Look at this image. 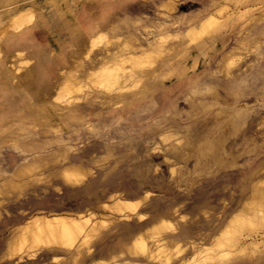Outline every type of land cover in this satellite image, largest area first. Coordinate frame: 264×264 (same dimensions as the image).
I'll return each mask as SVG.
<instances>
[{
	"label": "rangeland",
	"instance_id": "374dc122",
	"mask_svg": "<svg viewBox=\"0 0 264 264\" xmlns=\"http://www.w3.org/2000/svg\"><path fill=\"white\" fill-rule=\"evenodd\" d=\"M76 5L78 9L72 11L77 16V20L78 15L84 12L93 18L94 14L99 12L98 8L103 6L107 8L108 17L95 27L99 29L108 25V34L113 42L107 46L106 41L100 43L94 51L90 52V59L98 58L106 52L111 55L117 50L124 51L127 48L122 41L125 35L134 39L135 43H145L146 39L160 40L161 36L166 34L165 41L162 43V52L159 55L154 54L155 64L166 61L172 56L170 62L174 64V67L186 65L187 74L182 69V75L179 76L178 67L174 71L167 68L160 69L157 80L165 82V86L160 88V91H165L162 99L159 95V99L148 101L137 110L128 113L122 124L105 118L104 115L110 110L112 104L107 102L105 96L96 94L87 95L79 102L72 103L71 109L81 117L76 120L70 118L65 109H59L51 95L54 86L62 80L61 68L75 70L67 73V79H72L74 75L79 76V79L83 78L85 69H82L78 63L84 58L82 50L96 28L91 29V32L85 29V35L81 39L69 40L71 36H74L73 23L68 25L65 22L63 9L58 7L49 23L31 24L4 40V52L0 55V72L2 73H0V91H2L0 92V111H3L0 112V127L5 128L0 132V143H2L0 144L2 152H0V185L4 179L3 176L12 175L23 163L33 162L36 159L40 168L36 171L37 178L28 179L24 193L22 192L21 195L16 196V190L0 194V199L2 196L5 198L0 205V264H79L74 261L75 256L72 250L45 252L38 249L33 260L25 259L28 257L27 252H23V258L19 262H16L15 256L8 259L5 251L8 238L6 236L10 235L16 224L24 222L30 214L41 207L58 211L57 208L62 206L58 212L87 208L102 211L97 208L96 203L104 199L110 191L115 190L127 192L126 194L130 192L128 195L129 197L133 195L132 199L140 197L144 191L149 190L148 197L137 209L145 214L146 220L158 214V216H166L176 209V231L182 235L178 238L182 242L191 238L208 244L230 214L242 206L244 197L246 199L250 192L249 179H264V0H77ZM170 6L172 9H169ZM220 6L223 8L220 15L221 21L216 29L208 33L211 36L215 34L214 37H207L208 34L202 37L208 41H214L218 34H227L228 40L223 49L206 48L205 51H209L207 56H200L197 62H193L195 51L191 55L184 52L189 37L182 32H179L177 36L170 34L173 27L157 28L158 23L165 17L163 12L173 16H183L186 19L204 7H206L205 13H209ZM88 8L92 9L90 13L86 11ZM240 12L244 13L237 18ZM90 17H86L80 23L85 25ZM242 23L245 24L243 27ZM135 37L139 39L136 40ZM239 38L242 39L237 42ZM57 40H62V46L59 48L53 47ZM234 45L238 47L235 64L229 66L226 65L227 62H224L225 64L220 62L222 54ZM52 47L53 52L63 61H66L69 52L73 56H79L77 66L75 68H72L70 64L60 66V60L51 51ZM16 49L21 50L22 55L10 57ZM6 64L8 70L4 68ZM226 66L229 68L227 69ZM123 70L124 75L134 71L128 65ZM193 75L198 76L187 84L188 78ZM168 95L171 97L169 101H167ZM145 97L146 94L140 95L132 103L120 108L134 106ZM36 112H45L50 121L59 125V132L53 130L48 122L45 127L39 125L33 127L32 120ZM18 124L25 126V129H19ZM169 131L173 133V136L163 141L160 133H169ZM13 139L16 143L12 141ZM26 141H29V144ZM32 141H34L33 144ZM64 143L67 146L70 144L68 154L70 160L84 165L87 163L86 166L92 167L95 171L93 178L73 188H66L57 174L59 169L57 167L62 161L60 147H63ZM90 145L95 148H89ZM156 145H159V150H154ZM119 147L122 149L118 150ZM94 153L97 154L96 157ZM170 166L175 168L173 174L170 172ZM57 185L62 191L57 190ZM207 197L208 200H206ZM4 209L9 212V215ZM23 211H27V214ZM114 224L109 225L110 228L108 227L96 239L94 238L95 241L92 240L90 243L92 259L86 257L88 259H84L85 262L109 258L118 255L120 250H125L130 241L131 231L139 224V221L135 216L128 219V222L122 219L116 220ZM122 227L125 228L122 229ZM170 234L173 233L170 232ZM105 238L107 240H103ZM98 242L99 244H96ZM102 242L106 252L101 246L99 247ZM96 247L101 248L102 251L97 250ZM190 253L191 249L186 248L183 255ZM52 255H59L60 258L58 261L52 260ZM128 257L130 258L129 254H123L117 258L124 260L129 259ZM256 257V254L234 253L229 259L207 264H264V257H261V260H257ZM45 258L48 261H44Z\"/></svg>",
	"mask_w": 264,
	"mask_h": 264
},
{
	"label": "bare ground",
	"instance_id": "6f19581e",
	"mask_svg": "<svg viewBox=\"0 0 264 264\" xmlns=\"http://www.w3.org/2000/svg\"><path fill=\"white\" fill-rule=\"evenodd\" d=\"M173 1H175V0H173ZM76 3H77V0H0V55L2 54V52H4V40L6 38H8L11 34H14L18 31L22 30L23 28L28 27L31 24H34L35 21H37V20H47L48 18L52 17L55 14V9H57L58 7H61L63 9L62 12H66L68 10H76L77 9ZM166 6H168V4H166ZM98 9H99V12H102V13H104L107 10V8L104 6L101 8H98ZM169 9H172V7L170 6ZM222 9L223 8L220 6L219 8L217 7L215 10H213L209 13H206V14H203V13H201V11H198L197 13L195 12L196 13L195 15H193V16L191 15V17H188L186 19L183 16L182 17L176 16L177 22H175V23L177 24V26H180V27L177 29V31H175L174 30L175 29L174 23H173L172 24L173 28L172 27L171 28L173 29L174 32L171 31L170 34L177 36V34L179 32H182L185 36L189 37V41L187 42V44L184 47V52H187V53H189V55H191L195 51L193 62H197V59L200 56H202V57L207 56V53L209 51H207V50L205 51L206 48L209 50H215L216 48H218V49L220 48L218 46V43H214V45L212 46V44L207 42L205 40V38H203L202 36L204 34H208L211 30L216 29V26L219 25V23L221 21L220 20L221 11H223ZM246 11H244V12H246ZM244 12H240V14L238 13L237 18L239 16H242ZM162 14H165V16H167L170 13H166V12L164 13L163 12ZM162 14H161V16H162ZM255 19H259V18H255ZM99 22L100 21L97 20L96 26H97V24H99ZM100 24H101V22H100ZM182 24H184V25H182ZM243 24L244 23L241 24L242 27H243ZM108 28H109L108 25H106L102 28H99V29L96 28L95 31L90 34V37L86 43V47L82 50L83 57L86 60L84 58H82V59H80V61H79L80 63L78 64L82 67V69L83 68L85 69V71L83 73L84 74L83 78L79 79V76L74 75L72 79H67L66 78L67 73L70 71L74 72L75 70L74 69H61L62 80L54 86V91H53L51 97L56 102L59 109H65L67 111V113H70L73 117L78 118L79 115H77L73 111V109H71L72 103L79 102L83 97H85L87 95H90V94L103 95L107 98V102H110L114 107H122V106L124 107L127 104L132 103V101H134L136 98H138V96L140 94L144 93L145 91L155 92L158 88L160 89L165 84V82L157 80V77H158L157 73L160 69H166L167 68V69H170V71H174V70H177L176 68L178 67V69H179L178 75L179 76L182 75V72H183L182 69H184V72L187 74L186 65H184L183 67H179V65H177V67L176 66L174 67V64L170 62L172 60V58H171L172 56L166 61H162L159 64H155L154 54L159 55L162 52V45H163L162 43L165 41L166 34L161 36L160 40L146 39L147 42H145V43L144 42L135 43L134 39L129 38L127 35H125V38H123L122 41H123V43H125L127 48L124 49V51L119 50V53L116 56L109 57L104 62L96 63V64H94L95 66H90L91 63H93V61H94V58L90 59L91 57H89L90 52H92L103 41L110 42V43L113 42L112 37L108 34ZM160 28L161 29L167 28V25L165 23H162ZM214 35L213 36L209 35L207 37L213 38ZM135 38H136V40L139 39L138 37H135ZM241 39L242 38H239L236 41L239 42ZM127 42H128V45H127ZM53 47L59 48L58 44H54ZM223 47L221 49H223ZM237 48L238 47L236 45H234V46H231L228 50H226L222 54V56L220 58V62H223V63L227 62L226 65H229V66H230V64H235V60L237 59V54H236ZM14 52L15 53L10 57H13V56L17 57V56L22 55V53H23L21 50H17V49ZM68 58L69 57L66 58V61H68V64H70V66H71L73 64V62H75V61L77 62L79 56L71 55V58L69 60H68ZM16 60H17V58H16ZM19 60H20V58H19ZM203 60H205V58ZM20 61H22V60H20ZM12 64H14V63H12ZM126 65H128L129 67H132L134 69L133 73H130L129 75H124L123 68ZM7 66H8L7 64L4 66V68H6L5 70H8ZM229 66H226L227 69L229 68ZM20 67H22V66H20ZM31 70H32V67H31ZM9 75H10V73L8 74V76ZM36 76H38V75H36ZM31 78H33V77H31ZM39 78H40V76H39ZM11 79H13L12 76H11ZM40 79H42V78H40ZM0 92H2V91H0ZM47 96H49V95H47ZM13 103H11V104H13ZM6 106H7V104H6ZM3 116H5V115H3ZM32 121H33V123H32L33 127H34V125H39V126L45 127L46 123L48 122L51 125V127L53 128V130H57V131L59 130V128H58L59 125H56L53 121H50V119H48V115L45 114V112H39V113L36 112L34 114V119ZM10 122H12V121H10ZM20 125H19V129L24 130L25 126L23 127L22 125L21 126ZM172 129H174V128H172ZM4 130H5V128H3V126L0 127V132H2ZM175 132H176V130H175ZM180 132L182 133V131H180ZM156 135H157V133H156ZM229 135H231V134H229ZM10 136H12V135H10ZM68 136L69 135L67 134V138H69ZM105 136H107V135H105ZM172 136H173V133H171L170 131H169V133H160V137L163 141L170 139ZM9 138H11V137H9ZM14 138H16V137H14ZM17 139L18 138H16V140ZM153 139H151L152 143H153ZM16 140L13 139L12 141H14L16 143ZM33 142L34 141H32V144H33ZM44 142H45V140H44ZM69 142H70V140H69ZM4 143H6V142H4ZM24 143H25V141H24ZM0 144H2V143H0ZM46 144H48V143H46ZM155 144H156V142H155ZM20 145H18V146H20ZM69 145L67 146L66 143H64L63 147H60L61 145H59L60 152H61L60 154L62 156V161H61V165L59 167H57V168H59L57 174H58V176H60L59 178H61V181H62L63 185L66 186V188L67 187L73 188L75 186L82 184L84 181L90 180L91 178H93L95 176V174H94L95 171H93L92 167L86 166L87 163H86V165H84L82 163H77V162L70 160V158H69L70 156H68L69 150H70ZM159 145H160V142H159ZM159 145H156V147H154V150H156V149L159 150V147H158ZM95 146H97V145H95ZM125 146H127V145H125ZM55 147H56V145H55ZM90 147H93V149L95 148L94 146H91V145L89 146V148ZM23 149H25V148H23ZM103 149H104V147H103ZM109 149H111V148H109ZM121 149L119 147L118 150H121ZM162 150H164V148ZM88 151H90V150L88 149ZM93 151H95V150H93ZM115 151L120 152L117 150H115ZM78 154H80V153H78ZM96 155L97 154H95V157H96ZM112 155H113V153H112ZM42 156H43V154H42ZM71 156H73V155H71ZM106 156H107V154H106ZM27 157H29V156H27ZM11 158L13 159V157H11ZM5 159H7V158H5ZM43 159H45V158H43ZM35 160L33 162L21 164L20 166L17 167L16 172H13V174L10 176L1 175V177L3 176L4 179L2 180V183L0 185V194L3 195L4 192H8V191L12 192V191L16 190L17 191L16 196L21 195L25 186L27 185L28 179L37 178L38 173L36 171L38 168H40V165ZM167 160H169L168 157H167ZM89 163H91V162H89ZM55 165H57V164H55ZM47 167H48V165H47ZM151 167H152V165H151ZM175 167H177V166H175ZM1 168L3 169V165H1ZM50 168H52V167H50ZM256 168H257V166H256ZM10 170H9V172H10ZM42 170H44V169H42ZM150 170H151V168H150ZM174 171H175L174 166H170V172L173 174ZM51 172H52V170H51ZM53 172H55V171H53ZM2 174H4V173H2ZM42 175L44 176V174H42ZM38 176L40 177V175H38ZM249 181H250L249 183H250V187H251L250 192L247 195L246 199L244 197V201L242 203V206L240 205L241 206L240 209H238L237 211L230 214V216L228 217L226 222L215 233L213 240H211V242H209L208 244H205L204 242H198L195 239H191V238L186 239L185 241L182 242V240L178 238L182 235H180L179 232L176 231L177 230V223L175 221L176 209H174L172 212L168 213V215H166V216L165 215L158 216L159 215L158 214L157 216L150 217V219L146 220L145 214L141 213L137 209L140 206V204L143 202V200H145L148 197V195L150 193L149 190L144 191V193L142 195L139 194L140 197L135 198V199L131 198L133 195L131 197H129L128 194L130 192L128 194H126L127 192L124 193L123 191L115 190V191H110L104 199H101L98 201V203H96L97 208L102 210V211L93 210V208L91 207L92 209H89V208H87L85 210H75V209L70 210L69 209V210L58 212L59 209L62 208V206H61V208H57L58 211H53L51 209H45V208L41 207V208L37 209V211H35L34 213H32L30 215L28 214L29 216L26 218V220L22 223L16 224L14 226V228L11 230V233L9 232L10 235L8 234L9 236H6V237H8L6 240V247H5L6 256L8 257V259H11L12 257L15 256L14 258H16V262H19L23 258V252H27L26 255L28 257H26L25 259H32L33 260L35 254H36V251L39 249V250H41V251L43 250L45 252H47V251L56 252L58 250H64V251H71L72 250L74 253V256H75L74 261L79 262V264H207V263H210L212 261H223V260L229 259L230 256L234 253H241V254L246 253V254H250V255L256 254V256H257L256 259L261 260V257H264V179L250 178ZM34 185L36 186V184H34ZM54 185H56V184H54ZM238 186H239V184H238ZM45 187H47V186H45ZM56 187L58 188L57 190H59V192L62 191V189L59 185H57ZM136 195H138V194H136ZM202 195H204L203 192H202ZM206 196H208V195H206ZM4 200H5V198H4V196H2L0 199V205L3 204ZM206 200H208V197ZM206 200H204V201H206ZM158 202H159V199H158ZM175 202H174V206L177 205ZM200 202H202V201L200 200ZM169 206H168V209L170 210L171 206L170 207ZM192 206H194V205H192ZM66 208H68V207H66ZM166 211H168V210H166ZM23 212L27 214V211H23ZM135 216H136V218H138L139 224H137L132 229L130 241H128L129 243L127 242L128 244H127V247L125 246L126 247L125 250L122 249V250H120V252L118 251L119 252L118 255L116 254L115 256H111L109 258H98L96 260H91L90 263L84 261V259L87 260L88 258L92 257L90 255L91 251H92V249L90 247V243L92 242V240L94 238L96 239V237H98L100 234H102L103 231L109 227V225L114 224L116 220L124 219V220H127V222H128V219L135 217ZM181 217H183V216H181ZM202 219H204V218H202ZM118 224H120V223H118ZM114 225H116V224H114ZM123 228H125V227H122V229ZM119 229L121 230V227ZM120 230L117 229V231H120ZM123 231L121 233H123ZM170 232H172L173 234H170ZM113 234H115V232ZM113 234H111V235H113ZM105 236H107V235H105ZM108 236L110 238V235H108ZM101 237L103 238V236H101ZM95 239H94V241H95ZM101 240H100V243H101ZM103 240H107V239L105 238ZM114 241H116V240H114ZM111 242H110V244L112 245ZM96 244H99V242ZM100 246H101L102 250L105 251V246L102 247L103 242L101 245H99V247ZM106 246H107V244H106ZM116 247H117V245H116ZM120 247H122V246H120ZM97 248L98 247H96V249ZM101 248H98L97 250H99V249L101 250ZM113 248H115V247H113ZM186 248L191 249V253L189 255H186V254L183 255V252L186 250ZM224 248H227V249H224ZM29 252H31V253H29ZM94 253H96V251ZM111 254H113V253H111ZM123 254H129L130 258L128 257L129 259H124L125 258L124 257L123 258L124 260L117 258ZM41 255H42V253H41ZM86 257H88V258H86ZM51 258H52V260L58 261L60 256L59 255H52ZM72 259H74V258H72ZM46 260L47 259L45 258L44 261H46ZM37 261H38V259H37ZM10 264H13V263H10Z\"/></svg>",
	"mask_w": 264,
	"mask_h": 264
},
{
	"label": "crops",
	"instance_id": "0c3cea01",
	"mask_svg": "<svg viewBox=\"0 0 264 264\" xmlns=\"http://www.w3.org/2000/svg\"><path fill=\"white\" fill-rule=\"evenodd\" d=\"M86 11L88 13H90L92 11V9L88 8V10H86ZM200 11H201V13L206 14L205 13L206 12V7H204ZM107 13H108L107 10L104 13H102V12L95 13L94 14L95 16H93V18H92L87 13L84 12L83 14L78 15V20H77V16L73 13L72 10H68L66 12H63L62 14L65 16V19H66L65 22H67L68 25L71 24V22L73 23L74 36H71L69 38V40H71V39L74 40V38H75V40L76 39H81L85 35L84 34L85 29H88L91 32V29H93L96 26L97 20H99L101 23H103L102 21L105 20L108 17V14ZM86 17H90V18L88 20V23H86L85 25H83L80 22H83V20H85ZM50 19H52V17L48 18L47 20H38L37 23L35 22L33 25H35V24H39L40 25V24H43V23H49V20ZM175 22H177L176 16H173L172 14H169V15L165 16L160 21V23H158L157 28H160V26L162 25V23H165L167 25V27H172V24L174 23V28H175L174 30L177 31L178 26H177V24ZM228 37L229 36H227V34H218L214 41H208L207 39H205V40L207 42H209L210 44H212V46L214 45V43H218V46L220 47L219 49H221L223 46H225V44H226V42L228 40ZM56 44H58L59 47L62 46V40H57ZM109 44H111V43L110 42H107L105 45L107 46ZM53 50L54 49L52 47V49H51L52 53H54ZM215 50H218V48H216ZM106 51H108V49H106ZM118 53H119V50L112 52L111 55H108L107 52H106L103 55H101L100 57L94 58L93 63L96 64V63L104 62L107 58L116 56ZM55 56L60 60V62H59L60 63V66L61 65H64L65 66L66 64H68V61L66 62L65 60L64 61L61 60L58 57L57 54H55ZM67 57H69L68 60L71 58V53L70 52L67 53L66 58ZM76 66L77 65H76V61H75V62H73V64L71 65V67L72 68H75ZM90 66H95V65H90ZM196 76H198V75L190 76L188 78L187 84H189L190 82H192L193 79ZM163 92H165V91H163V90L160 91L159 88L155 92L145 91L144 93L140 94V95L146 94V97L140 103L135 104L134 106H129V107L125 108V109L124 108H120V107H114L112 105V107L110 108V110H108L107 113H105L104 116H105V118L106 117L107 118H110L111 122H116V123H121L122 124V123H124L125 117L128 115V113L137 110L141 106L145 105L146 102H148V101H154V100L159 99V97H158L159 95H160V97L162 99V96L164 95ZM167 99H168L167 101H169L171 99V97L168 95ZM67 114H68V116L70 118H75L76 120L78 118L81 119L80 116L78 118H76V117H73L70 113H67ZM88 125H89V123H88ZM89 126H91V125H89ZM5 213L9 215V212L7 210H5Z\"/></svg>",
	"mask_w": 264,
	"mask_h": 264
}]
</instances>
